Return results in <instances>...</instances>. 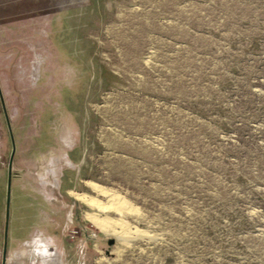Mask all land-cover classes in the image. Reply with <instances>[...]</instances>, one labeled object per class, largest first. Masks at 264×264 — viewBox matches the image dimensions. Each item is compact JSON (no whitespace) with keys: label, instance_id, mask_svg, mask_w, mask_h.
Listing matches in <instances>:
<instances>
[{"label":"rangeland","instance_id":"rangeland-1","mask_svg":"<svg viewBox=\"0 0 264 264\" xmlns=\"http://www.w3.org/2000/svg\"><path fill=\"white\" fill-rule=\"evenodd\" d=\"M24 19L0 0V264L13 141L7 264H264V0Z\"/></svg>","mask_w":264,"mask_h":264},{"label":"bare ground","instance_id":"bare-ground-1","mask_svg":"<svg viewBox=\"0 0 264 264\" xmlns=\"http://www.w3.org/2000/svg\"><path fill=\"white\" fill-rule=\"evenodd\" d=\"M103 190V189H102ZM75 197L78 198L79 200L81 201H85L91 205H95L96 204V201L95 200H92V199H88L87 197L85 196H81V195H78V194H75ZM113 207L116 208V209H120L121 207H124V203L123 202H120V200H118V198L114 201L113 203ZM96 206V205H95ZM100 207V206H99ZM108 227L106 225H103V227ZM117 232V231H116ZM115 231L113 232V234H110V236H113V235H117L119 237H125V233L124 231H121L119 233H116ZM138 233H141L138 231ZM142 236V235H141ZM36 247L42 249L41 251H43L44 255L46 257H48L51 261L54 260L56 264H59L58 263V260H59V256L57 254L56 251H51V248L50 246L47 244V242L41 240L40 242L36 243Z\"/></svg>","mask_w":264,"mask_h":264},{"label":"water","instance_id":"water-1","mask_svg":"<svg viewBox=\"0 0 264 264\" xmlns=\"http://www.w3.org/2000/svg\"><path fill=\"white\" fill-rule=\"evenodd\" d=\"M8 126L10 128L9 122H8ZM15 154H16V144L13 141V150L11 153L9 167H8L7 221H6V227H5V246H4V251H3L2 264H7L8 231H9V220H10V204H11V196H12L13 163H14Z\"/></svg>","mask_w":264,"mask_h":264},{"label":"crops","instance_id":"crops-1","mask_svg":"<svg viewBox=\"0 0 264 264\" xmlns=\"http://www.w3.org/2000/svg\"><path fill=\"white\" fill-rule=\"evenodd\" d=\"M22 1V11H23V18L30 24V26L34 27V0H21ZM27 2L32 5V7H27ZM30 9V10H29ZM30 12L29 14L27 12ZM32 11V12H31Z\"/></svg>","mask_w":264,"mask_h":264}]
</instances>
